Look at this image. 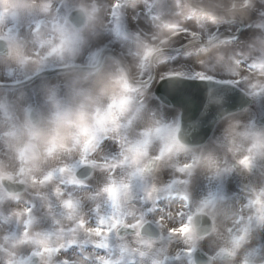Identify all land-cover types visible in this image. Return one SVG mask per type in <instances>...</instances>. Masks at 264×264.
<instances>
[{"label":"clouds","instance_id":"9594fccd","mask_svg":"<svg viewBox=\"0 0 264 264\" xmlns=\"http://www.w3.org/2000/svg\"><path fill=\"white\" fill-rule=\"evenodd\" d=\"M176 49L222 105L161 96ZM235 89L264 100V0H0V264H264V104Z\"/></svg>","mask_w":264,"mask_h":264},{"label":"water","instance_id":"95a60500","mask_svg":"<svg viewBox=\"0 0 264 264\" xmlns=\"http://www.w3.org/2000/svg\"><path fill=\"white\" fill-rule=\"evenodd\" d=\"M205 81L206 80L172 76V78H168L166 81H161L157 87L161 91V96L166 100L173 101L177 106H183L189 112H200L201 116H203L209 111V108L212 104L222 105L224 103V100L222 98H216L214 100L202 101L200 97L201 88L206 89L210 97L217 88H235V86L233 85H224L222 83H210ZM157 95H159V93ZM231 95H233L234 97H238L228 101L229 104H232L234 106L244 105L245 100L253 103V100L245 93L243 94L239 89H235L233 92H231ZM244 106L245 108L248 107V105ZM221 111L225 116L228 115L227 111H225L224 109H221Z\"/></svg>","mask_w":264,"mask_h":264},{"label":"rangeland","instance_id":"374dc122","mask_svg":"<svg viewBox=\"0 0 264 264\" xmlns=\"http://www.w3.org/2000/svg\"><path fill=\"white\" fill-rule=\"evenodd\" d=\"M246 29V25H241L240 27L238 26L239 29L243 28ZM249 27H251V25L247 26V30L249 29ZM247 30L245 32H247ZM226 44V43H225ZM176 51V50H175ZM184 60V61H189L190 57L187 54H181V49L179 50V52H176L170 56L169 60L166 61V63L169 65L168 66V76L171 75H175L177 73H185L186 75H184L185 77H194L195 76V67L191 64V63H177V61L180 60ZM159 79V78H157ZM155 86V85H154ZM255 97L257 99V104L255 106H260L262 104H264V100H261V96L260 93L257 92L255 94Z\"/></svg>","mask_w":264,"mask_h":264},{"label":"snow or ice","instance_id":"6c2138e0","mask_svg":"<svg viewBox=\"0 0 264 264\" xmlns=\"http://www.w3.org/2000/svg\"><path fill=\"white\" fill-rule=\"evenodd\" d=\"M245 2H247V0H245ZM155 6V5H154ZM116 7H120V5L118 4ZM41 11H43V12H47L48 11V6L45 4V5H42L41 6ZM212 39H214V37L213 36H209V40H212ZM236 39H238V38H236ZM155 51H157V48H155V47H150L149 49H148V52L146 53V55H152V53H154ZM19 55V54H18ZM175 75H179V76H184V75H186L185 73H177V74H175ZM169 78H172V76H171V74H170V76H169ZM191 78H208V77H205V75H204V73H202V72H197V73H195V76L194 77H191ZM82 108H83V106H82ZM86 118H87V113L86 112H84L83 110H81L79 113H78V119L80 120V121H86ZM158 131V130H157ZM177 144H178V146L179 147H183V145H180L179 144V142L177 141L176 142ZM240 163L242 164V165H244L245 167H250L251 166V163H252V160H251V157H249V156H246V157H244L241 161H240ZM255 203H260V199H259V197H257V200L255 201ZM172 231L175 233V232H180V233H187L188 231H189V229H188V227L187 226H184V227H182V228H174V229H172ZM25 238H27V233H25ZM23 242V241H22ZM44 251H51V249H48V248H45L44 249ZM9 264H11V261L9 262Z\"/></svg>","mask_w":264,"mask_h":264},{"label":"bare ground","instance_id":"6f19581e","mask_svg":"<svg viewBox=\"0 0 264 264\" xmlns=\"http://www.w3.org/2000/svg\"><path fill=\"white\" fill-rule=\"evenodd\" d=\"M241 25H245V24H241ZM239 25V27L241 26ZM247 26L249 25H246V30H247ZM246 30H243L242 28L239 29L238 27L236 28H232V27H227L226 29L225 28H221L219 30V32L221 33L220 35H218L216 33V35H218L220 37V40L223 42V43H228V42H232L234 40H236V38H239L240 34L242 32H245ZM248 31V30H247ZM218 32V33H219ZM180 49H176V51H174V53L176 52H179ZM181 54H182V50H181ZM196 73V72H195ZM194 73V74H195ZM159 78L158 76H154L153 79H157Z\"/></svg>","mask_w":264,"mask_h":264},{"label":"flooded vegetation","instance_id":"af4514ba","mask_svg":"<svg viewBox=\"0 0 264 264\" xmlns=\"http://www.w3.org/2000/svg\"><path fill=\"white\" fill-rule=\"evenodd\" d=\"M14 4H19L20 3V0H13L12 1ZM13 11H15V10H13Z\"/></svg>","mask_w":264,"mask_h":264}]
</instances>
